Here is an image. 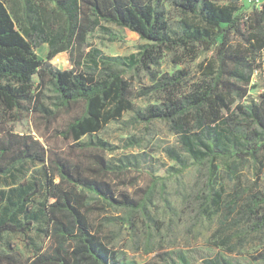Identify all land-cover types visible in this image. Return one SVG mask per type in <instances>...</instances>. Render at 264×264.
<instances>
[{"label":"trees","instance_id":"obj_1","mask_svg":"<svg viewBox=\"0 0 264 264\" xmlns=\"http://www.w3.org/2000/svg\"><path fill=\"white\" fill-rule=\"evenodd\" d=\"M21 1V14H16L12 0H0V177L14 178L15 170L22 171L28 163L42 165L45 172L41 184L0 189V240L5 234L27 235L43 222L42 233L53 241L48 251L27 264H114L115 252L99 236L100 230L93 229L89 215L119 208L127 211L124 220L129 221L144 208L105 181L110 161L90 154L95 168L54 153L53 158L38 139L8 126L15 113V120L34 112L50 122L78 109L61 132L76 146L128 112L146 124L165 122L191 159L207 163L208 208L218 206L224 194L223 188L214 189L218 159H233L228 164L232 177L237 172L235 158L258 160L264 150V6L245 8L241 0H40L52 5L46 10L33 0ZM165 3L180 17L176 24L167 17ZM103 22L125 28L146 44L128 57L92 50L65 71L40 61L35 52L43 43L49 46L48 60L69 45L76 51ZM199 47L213 48L214 54L197 64L196 76L185 69L157 73L165 56L174 65L194 62ZM128 72L150 78L141 95L154 97L155 103L142 110L132 104ZM255 72L262 77L263 91L258 99L247 101ZM46 90L52 92L53 108L45 104ZM167 153L185 166L176 152ZM37 193L43 200L36 209L32 204ZM92 199L100 205L93 206ZM239 208L240 220L253 218L254 231L264 228V195H253ZM0 264L23 263L15 252L0 251Z\"/></svg>","mask_w":264,"mask_h":264},{"label":"rangeland","instance_id":"obj_2","mask_svg":"<svg viewBox=\"0 0 264 264\" xmlns=\"http://www.w3.org/2000/svg\"><path fill=\"white\" fill-rule=\"evenodd\" d=\"M33 2L45 6L46 10L52 8L51 4L40 0ZM241 4L245 8L252 6L247 0H241ZM164 6L167 17L176 24L180 19L177 12L167 3ZM11 7L14 13L21 14L22 1L12 0ZM144 44L146 42L138 35L125 28L103 22L89 32L86 44L76 51L69 45L48 60L49 46L43 43L35 52L40 61L65 71L74 69L75 62L92 50L107 57H128L137 55L139 47ZM198 52L194 62L181 65H174L165 56L156 69L157 73L162 75L185 69L191 77L196 76L197 64L211 58L214 49L204 51L199 47ZM126 78L133 89L131 101L135 107L142 110L155 103L154 97L141 95V90L150 85L146 74L128 72ZM262 82V77H253L247 101L258 99L263 91ZM50 96L52 92L46 90L45 104L53 108ZM77 112L78 109L63 112L50 122L34 112L23 113L15 120V113L8 126L16 133L38 139L49 154L87 165H94L90 154H99L110 161L112 169L103 177L105 181L110 182L117 192L129 194L144 208V211L132 213L129 221L124 220L127 211L119 208H109L106 212L95 210L89 215L93 229L100 230L99 236L115 252L114 264H207L216 260L220 264H264V228L254 231L251 227L253 218L240 220L237 214L239 207L253 195H264V150L258 153L256 162L250 158H235L238 165L233 177L228 169L233 159L215 162L217 185L214 189L221 187L224 194L218 206L208 208L204 203V199L210 197L207 163L198 164L191 159L181 149L178 136L167 123L153 120L146 124L133 119L132 112H128L98 133L83 137L82 145L76 146L71 140L64 139L61 132ZM169 149L179 155L184 167L171 159L167 153ZM54 154L53 158L56 157ZM180 168L182 170L177 172ZM44 172L42 165L25 164L22 171L15 170L14 178L0 177V189L8 190L35 181L41 184ZM53 182L58 183L59 179L54 178ZM42 200V194L37 193L33 207L37 209ZM90 203L100 205L94 199ZM44 227L42 222L34 224L27 235L5 234L0 240V251L15 252L23 264L35 260L38 253L48 251L53 244L52 238L42 233Z\"/></svg>","mask_w":264,"mask_h":264},{"label":"built area","instance_id":"obj_3","mask_svg":"<svg viewBox=\"0 0 264 264\" xmlns=\"http://www.w3.org/2000/svg\"><path fill=\"white\" fill-rule=\"evenodd\" d=\"M248 3L254 5L256 8L261 9L264 6V0H247ZM259 77V73L255 72L253 77Z\"/></svg>","mask_w":264,"mask_h":264}]
</instances>
